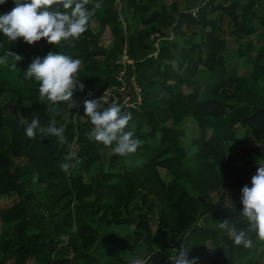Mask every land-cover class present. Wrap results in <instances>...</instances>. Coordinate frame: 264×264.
<instances>
[{"label": "trees", "instance_id": "1", "mask_svg": "<svg viewBox=\"0 0 264 264\" xmlns=\"http://www.w3.org/2000/svg\"><path fill=\"white\" fill-rule=\"evenodd\" d=\"M259 2L102 0L76 39L29 45L0 33V56L9 50L22 57L15 69L11 57L0 65V200L12 202L0 209V264H173L181 247L197 264H264V240L248 232L253 247L236 246L217 227L229 220L247 231L241 190L264 166ZM13 7L6 0L0 15ZM50 51L82 61L83 89L73 91L72 109L41 100L38 83L25 79L33 59ZM121 69L128 92L132 76L141 98L138 108L121 106L132 117L125 130L143 142L126 157L113 154L115 144L87 138L93 126L83 107L88 93L97 99L119 87ZM34 118L41 127H63V140L38 129L28 138ZM188 123L196 135L185 131ZM121 226L131 230L128 246L109 231ZM111 245L126 259L114 257Z\"/></svg>", "mask_w": 264, "mask_h": 264}, {"label": "clouds", "instance_id": "2", "mask_svg": "<svg viewBox=\"0 0 264 264\" xmlns=\"http://www.w3.org/2000/svg\"><path fill=\"white\" fill-rule=\"evenodd\" d=\"M5 2L6 0H0V5ZM13 3L14 7L9 13L0 15V33L9 42L22 38L29 45L41 39H45L48 44L57 45L70 38H79L87 30L96 10L102 7V0H13ZM89 4H92L91 9L87 7ZM54 5L61 7L52 10ZM9 57L15 61L11 68H17V62L22 57L9 50L4 56H0V65L7 66ZM81 64L80 59L50 51L43 59L34 58L24 75L25 79H34L38 83L41 100L46 99L53 105L70 102L67 107L72 109L77 106L72 100L73 91L76 88L83 89L81 80L77 79ZM100 101L101 99L83 102L84 116L93 126L86 134L87 138L104 146L115 144L112 148L114 155L126 157L135 153L143 142L134 138L133 131L125 130L132 118L131 113L122 114L121 106L116 103L103 108L104 104ZM37 129L42 135H52L63 140V127H56L54 122L48 127H41L37 118L32 119L26 127L25 135L33 138ZM69 166L65 163L62 168L67 171ZM241 204V215L248 222L247 231L238 230L229 220L219 221L217 227L227 234L234 245L251 248L253 239L248 236V232H253L258 239L264 240V166H258L251 179V187L245 185L242 188ZM172 260L173 264H197L196 258H188L187 250L183 247L176 249Z\"/></svg>", "mask_w": 264, "mask_h": 264}, {"label": "rangeland", "instance_id": "3", "mask_svg": "<svg viewBox=\"0 0 264 264\" xmlns=\"http://www.w3.org/2000/svg\"><path fill=\"white\" fill-rule=\"evenodd\" d=\"M165 1L171 3L173 1H180V0H165ZM121 17L123 19L125 17V15L122 13ZM93 27H95V26L93 25ZM187 34L189 35V33H187ZM251 40H256V39H255V37H252ZM110 41H111V36L109 35V32L107 31L106 34L103 37L102 43L105 46H107V45H109ZM228 41H229V44H230V49H235V45L232 43V40L229 37H228ZM231 58H234V57L232 56ZM184 91L187 92L188 90L184 89ZM12 109H13V113H15V111H16L15 108L12 107ZM68 116H69V114H66L63 117V119H67ZM57 117H62V114H57ZM57 117L55 116L56 120L58 121ZM187 127H188L187 130H185V131H187V133H191L192 135H196L197 134V130H196L194 124L188 123ZM243 140H249V143L247 142L246 145H248L249 148L252 147L250 138H247V139L243 138ZM183 141H184L185 145H187V143L188 144L190 143L189 138H186ZM160 172L164 173V171H162V170ZM214 197H216V196L214 195ZM11 204H12V202L10 200L9 201H7L5 199L0 200V209H2V208L6 209V207H10ZM152 228H153V230H155V228L153 226H152ZM0 229H1V224H0ZM109 231H111L113 233V237L116 240V243H118L120 245H124V246H128V245L131 244V237H130L131 230L127 229L126 227H123V226H121V227H112V228L109 229ZM109 243H111V242H109ZM108 249L113 254L114 257H121L122 259H126L124 256H122L119 253V247L118 246L111 245ZM143 256L144 255H141V257H139V258H143ZM172 257H174V256H171V260H172ZM138 259L136 258V260H138ZM133 262L136 264L139 261H133ZM172 262H173V260H172ZM7 264H10V262L9 263L7 262ZM28 264H34V263L31 262V261H28Z\"/></svg>", "mask_w": 264, "mask_h": 264}, {"label": "built area", "instance_id": "4", "mask_svg": "<svg viewBox=\"0 0 264 264\" xmlns=\"http://www.w3.org/2000/svg\"><path fill=\"white\" fill-rule=\"evenodd\" d=\"M195 13H196V10H193L192 15H195ZM157 43H158V41L156 42L155 47L158 46ZM122 63L124 65H128L131 62L127 60V57L123 56ZM125 75H126L125 69H121L115 75L116 81L118 83H120L119 87H115L113 89L107 90L105 93H103L97 99L93 98L90 93H88L85 96V98L87 97L88 100H100L101 99L100 103L104 104V105L116 103L120 106L130 108V109L138 108L139 105L141 104L140 90L135 83L134 77L131 76L130 80H129L130 85H131V92H128V89H127L125 81H124ZM129 94H132L133 97H131Z\"/></svg>", "mask_w": 264, "mask_h": 264}, {"label": "crops", "instance_id": "5", "mask_svg": "<svg viewBox=\"0 0 264 264\" xmlns=\"http://www.w3.org/2000/svg\"><path fill=\"white\" fill-rule=\"evenodd\" d=\"M165 1V0H164ZM198 1V0H197ZM166 2V1H165ZM167 3H169V2H167ZM196 6V3H192L191 2V6L190 7H195ZM257 8H258V10H259V12H262V13H264V0H260V2L258 3V5H257Z\"/></svg>", "mask_w": 264, "mask_h": 264}]
</instances>
